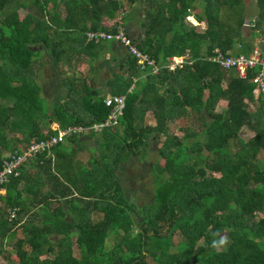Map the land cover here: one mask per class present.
Here are the masks:
<instances>
[{
  "label": "trees",
  "instance_id": "1",
  "mask_svg": "<svg viewBox=\"0 0 264 264\" xmlns=\"http://www.w3.org/2000/svg\"><path fill=\"white\" fill-rule=\"evenodd\" d=\"M242 1L148 0L142 35L131 38L134 45L159 64L183 53L190 64L152 75L127 54L125 75L113 74L107 82L110 93L124 95V104L116 122L98 132L94 149L102 146L101 160L89 157L80 172H46L45 152L33 157L61 198L49 189L39 191V172L32 184L17 188L24 163L18 174L0 182V239L13 237L10 251L0 247V264H148L147 256L155 264H264V160L259 157L264 92L253 97V68L240 77L209 58L213 47L228 53L251 49L250 28L264 20V0H255L257 18L245 37ZM198 2L201 7L193 8ZM28 5L38 15L17 10ZM123 7L120 0H0V164L4 152L52 134L50 121L61 127L105 117L103 96L84 78L76 82L72 76L66 78L65 98L48 108L35 81L39 60L31 46L43 44L58 67L60 36L92 43L85 31L112 30L114 21L103 25L101 17L118 12L123 21ZM51 24L59 29L51 30ZM154 78L165 82L161 90ZM219 99L225 104L216 110ZM146 110L150 125L142 122ZM167 120H180L181 133L169 132ZM241 126L253 132L244 141L237 137ZM150 137L156 143L152 201L137 209L124 198L113 168L129 154L146 151ZM63 140L50 148L55 162ZM24 197L34 209L22 219ZM10 208L15 209L8 218ZM222 236L227 244L214 248ZM108 239L113 240L109 246Z\"/></svg>",
  "mask_w": 264,
  "mask_h": 264
},
{
  "label": "crops",
  "instance_id": "2",
  "mask_svg": "<svg viewBox=\"0 0 264 264\" xmlns=\"http://www.w3.org/2000/svg\"><path fill=\"white\" fill-rule=\"evenodd\" d=\"M135 2L136 0H126V8H123V12L125 13L123 24L125 30L131 36V38L138 39L142 35L143 31V28L141 26V18L143 15L140 13V11L136 12L139 9L140 5L137 3V6L135 7ZM242 5L244 12L243 14L245 16L244 23L248 22L247 20L249 18L251 19L252 16L255 17V19L257 18V7L255 4V0H243ZM30 6V11L38 15L36 7L33 5ZM147 6L148 4L145 5V7ZM143 7L144 5H142L141 9ZM60 12H62V10H60ZM101 18V24H103V19H109L106 16H102ZM192 20L194 22L193 18ZM85 23L87 25L88 21H86ZM107 25H109L108 22ZM243 26L245 27V25ZM247 26L245 28L243 27L242 29V33L244 35H247L249 32ZM56 28L59 29V27H55L53 24H51V30H58ZM254 32L255 33L251 36V38H249L251 48L254 46L258 47V49L261 51V54L264 55V20H261V23L254 26ZM70 35L71 34H69V36ZM59 39L63 40L60 43V47L63 49V52L61 53V61H59V64H62L60 65V67L55 66L52 61L50 62L44 59L45 57L50 58V56L46 52L43 44L36 43V48L34 46H31V48L34 49L35 53L37 54L36 58L39 60H36V65L38 67L37 69L35 68V81L40 86V96L43 98L47 107L49 108L51 104H55L58 101L60 102L63 98H65L67 86L66 78L68 76H72L76 82H79L81 78H84L90 88L93 89L95 91V94L97 95L104 96L105 94L110 93V87L107 85V82L113 78V74L119 72L124 73L125 71V68L123 69V67H125V62L128 55L124 46L113 40H100L92 43H87L85 40H73L69 37L65 39L60 36ZM56 40L57 38H55V41ZM65 65L68 66L69 69H62V66L65 67ZM123 75H125V73ZM260 93L262 94V92H256L253 90V97H256ZM219 100L221 101V103H224L223 99ZM145 113L150 116L149 110H146ZM52 123L55 122L50 121L48 123L49 127ZM151 123L152 120L151 122H149V125ZM95 136V134L93 136L92 134L82 133L77 137L64 138V140L61 142L63 148L60 153H57L56 162L54 161L53 149L43 155V158H49L47 168L45 167L46 172H80L79 166L84 167L86 165V162L89 160L88 158L91 157L96 151H91V148L96 146L99 142V140L97 142L95 141ZM64 152H67L68 154H62ZM6 153L7 152H4V155ZM262 153L264 152H261V154ZM69 154L71 156H69ZM132 157L134 156L131 155V157L129 158H125L121 161L116 162V165L113 168V172L117 177L118 184L120 183L119 179L123 172H125L126 174L128 173V175H131L132 173L136 174V172L140 171L143 172L142 170L144 166L140 164L138 159H136L135 157L133 159ZM263 157H261L260 159L264 160ZM36 159L37 158L29 159L21 167L20 175L22 177L17 183L16 187L20 188L24 183L32 184V176L35 174V172H39V176L43 179V184L40 186L39 191L41 190V192L43 193V191L49 189L52 194L61 198L60 189L57 188V186H55L56 189L52 188L51 179L49 182L46 180L45 176L42 174V169L38 168L35 163ZM54 165H56V167H54ZM53 181L55 182V180ZM119 185L124 195L121 183ZM25 196L31 195L25 194ZM20 197L23 198V192L20 193ZM124 198L130 203L133 202L128 200L125 195ZM28 200L29 198L24 197L25 207L27 208V210L23 214L22 219L28 216V214L34 209V207L29 204ZM51 201L54 200L51 199ZM51 203L52 202H50V204ZM138 205L144 206L145 204Z\"/></svg>",
  "mask_w": 264,
  "mask_h": 264
},
{
  "label": "built area",
  "instance_id": "3",
  "mask_svg": "<svg viewBox=\"0 0 264 264\" xmlns=\"http://www.w3.org/2000/svg\"><path fill=\"white\" fill-rule=\"evenodd\" d=\"M85 37L87 40L93 42L99 40H114L119 42L125 47L128 54L133 56L138 67L143 70L148 68V72L152 75H156L161 68L170 70L181 66L183 63L191 62L190 59L186 58V54L170 55L163 64L155 62L146 52L138 49L134 45L133 41L125 31L121 15L114 20L112 30H86ZM211 51L212 55L209 57L210 60L214 61L222 68H232L240 77H243L248 69L253 68L254 73L251 78L252 82H254L253 90L256 92H264V55L261 54L258 47H252L247 53L240 51L228 53L219 50L217 47H213ZM132 85L133 83L131 82L127 90H129ZM102 101L104 105L108 106L107 114L103 119L90 122L89 124L71 123L61 127L56 123H52L50 128L54 132L49 134L46 138L30 140L26 144L19 146L17 149H13L11 152L6 153L4 155L5 157L1 159L0 182L5 181L11 175L18 174L20 164L25 163L31 157L42 151L48 153L51 146L65 137H68L71 134H82L89 131L98 133L103 127L114 124L122 112L124 95L107 93L103 96ZM14 209L15 208H10L8 210V218L13 216Z\"/></svg>",
  "mask_w": 264,
  "mask_h": 264
},
{
  "label": "rangeland",
  "instance_id": "4",
  "mask_svg": "<svg viewBox=\"0 0 264 264\" xmlns=\"http://www.w3.org/2000/svg\"><path fill=\"white\" fill-rule=\"evenodd\" d=\"M120 1L123 2V5H124L123 8L125 9L126 8V0H120ZM137 3L140 6H139V9L136 12L140 11V13L142 14L143 10L141 9V7H142V5L145 6L146 4H148V1L147 0H136L135 7L137 6ZM61 5H62V3L59 2L58 7L61 6ZM28 6H29V8L27 7L26 9H22L21 7H19L17 10L21 14H23L25 11H30V5H28ZM127 6H128V2H127ZM199 7H201V5H199V2H198L195 5V7H193V8L198 9ZM119 15H121V13L119 14L117 12V13H115L114 17H111L108 20L103 19V24H107V22L108 23H112L116 18L119 17ZM190 17L191 16H186L185 17V20L187 22L191 23V25L195 26L196 28H201L200 27L201 26V23H194L196 21L194 20V22H193L192 18H190ZM141 19H142L141 21H144L145 20V17H142ZM254 19H255V17L252 16L251 19L249 18L247 21L248 22L250 21V23H251ZM101 21H102V18H101ZM250 23H248V26H250ZM246 26L247 25H245V27ZM248 26H247V28H248ZM251 29L254 32V25L250 28V30ZM243 36L245 37L244 34H243ZM32 46H34L36 48V44H34ZM44 59L51 62V60H50L49 57H45ZM37 67L38 66L35 64V68L36 69H37ZM154 81L156 83H159L157 78H154ZM164 83H165L164 81H161L158 85H156L157 88H159V90H161L162 87L164 86ZM223 104L224 103H221V101L218 100L216 102V104H215V109L216 110H219L220 108H222L224 106ZM252 108H253V105L249 102L248 103V109L250 110ZM188 119L189 118H185L183 122H187ZM143 122L145 124H149V122H151V120L149 118V115H147L145 112H144V115H143ZM181 125H182V122L180 120H177V121L176 120L175 121H168L167 120V127H168L167 129H168L169 132H172V133H175V134H180L181 131H180V129H179L178 126H181ZM85 133H87V132H85ZM252 133H253L252 130L248 129L246 126H241L239 128L238 132H237V135H238L237 137L240 140L244 141L249 136H251ZM94 134L96 135L95 136V138H96L95 141L97 142L99 140L98 133H94ZM148 142L149 143H148V146H147V150L146 151H144L141 154L138 153L139 154L138 156H136L134 154H129L126 157V158H129V157H131V155H133L136 159H138L139 162H140V164L144 166V168L142 170L143 172H141L139 170L140 172H136V174L135 173H132L131 175L130 174L128 175V173L126 174L125 172H123V174L121 173L122 175H121V177L119 179L125 197L128 200L133 201L132 203L136 205V208L137 209H139L140 207H142V206H139L138 204H140V205L145 204L144 207H147L148 204L152 201V189H151V187H152V182H151L152 175L150 174V166L149 165H150V163H151L152 160H154V161L156 160V156H155V144H156L155 143V137H150V139H149ZM94 148H95V146L91 148V151H95L96 150L94 152V154L92 155V157H96L97 156L98 157V160L100 161L101 159H100V156L99 155H100V152H102V149H101L102 146L96 147V149H94ZM259 155H260L259 157H263L264 156V153H262V154L260 153ZM33 157H31V158H33ZM134 157H132V158L134 159ZM142 158H144V159H142ZM131 164H132V162H131ZM140 164H138V165H140ZM132 215H133L135 221L139 219V217H136L133 213H132ZM12 240H13V237H7V236L4 237V238H2V239H0V247H3L5 249H7L8 251H10L9 246H10V243H11ZM112 242H113L112 239H108L106 245L109 246V245H111ZM73 253L76 254V251L73 250ZM40 257H42V255ZM146 260H147L148 264H155L148 256L146 257ZM2 262H3V257L0 256V263H2Z\"/></svg>",
  "mask_w": 264,
  "mask_h": 264
},
{
  "label": "clouds",
  "instance_id": "5",
  "mask_svg": "<svg viewBox=\"0 0 264 264\" xmlns=\"http://www.w3.org/2000/svg\"><path fill=\"white\" fill-rule=\"evenodd\" d=\"M250 23V22H249ZM243 25H246V23H244ZM125 28V27H124ZM126 31V30H125ZM127 32V31H126ZM128 34V33H127ZM129 35V34H128ZM129 37L131 38V36L129 35ZM100 41V40H99ZM114 41V40H113ZM117 42V41H116ZM119 43V42H118ZM122 45V44H121ZM125 48V47H124ZM126 50V49H125ZM127 52V51H126ZM127 54H128V52H127ZM183 54H186V53H183ZM183 54H180V55H183ZM129 55V54H128ZM173 55V54H172ZM170 56V55H169ZM168 57V56H167ZM166 57V58H167ZM186 58H188L187 57V54H186ZM189 59V58H188ZM166 62V61H165ZM184 64V63H183ZM182 64V65H183ZM187 64H190V63H187ZM181 65V66H182ZM181 66H179V67H181ZM179 67H175V68H179ZM164 69H166V68H164ZM174 69V68H173ZM173 69H170V70H173ZM166 70H168V69H166ZM160 71V70H159ZM158 74V73H157ZM263 93V92H262ZM227 238L226 237H220V239L218 240V241H216V240H214L213 241V244H212V246L214 247V248H218V247H220V246H224V245H226L227 244Z\"/></svg>",
  "mask_w": 264,
  "mask_h": 264
}]
</instances>
